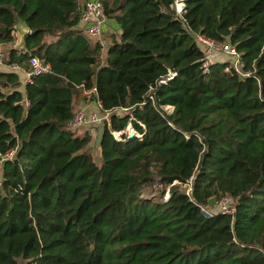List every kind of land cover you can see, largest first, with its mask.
I'll return each mask as SVG.
<instances>
[{
  "label": "trees",
  "instance_id": "trees-1",
  "mask_svg": "<svg viewBox=\"0 0 264 264\" xmlns=\"http://www.w3.org/2000/svg\"><path fill=\"white\" fill-rule=\"evenodd\" d=\"M100 1L117 32L104 47L79 26L80 0H0L2 63L49 65L23 85L0 71V156L15 150L0 264H264V0H182L180 14L175 0ZM18 23L25 53L10 46ZM196 35L233 46L239 72H205ZM81 86L111 111L99 164L68 127ZM189 180V194L172 184ZM155 183L166 201L142 196ZM223 197L233 215L202 213Z\"/></svg>",
  "mask_w": 264,
  "mask_h": 264
},
{
  "label": "built area",
  "instance_id": "built-area-1",
  "mask_svg": "<svg viewBox=\"0 0 264 264\" xmlns=\"http://www.w3.org/2000/svg\"><path fill=\"white\" fill-rule=\"evenodd\" d=\"M184 6V5H183ZM183 9V8H182ZM107 22V16L104 11L103 4L100 0H86L83 4L82 12L80 14L79 18V26L83 29V31L89 35L98 37L97 40L99 41L100 45L104 47L107 42L100 38L101 33L103 32V26ZM18 24H16L12 31V41L10 43V46L14 49H17L18 53H25L26 50L22 47V40L26 33L29 32V30L26 28L25 32L22 33V30L17 27ZM197 43H204L205 50L203 52V69L205 72L208 71V67L210 64H212L214 61H210L209 55L212 51H221L225 54L229 55L232 59V63H230L235 71L239 72L242 62L240 61V54L235 50V48L228 43H220L215 42L209 38H206L201 35H196L195 37ZM207 47H209V50H207ZM2 53L0 52V64L2 63ZM27 68H23L18 64H11L9 65V68L15 71H20L25 74V79L23 81V84L30 81V79L33 76L40 75L43 73H47L49 71V65L45 64L39 57L37 56H30L27 61ZM229 67H225V71H228ZM173 75H175L174 72H170L169 76L167 78H164L160 80L159 82H165L166 79L171 78ZM82 91L87 93L89 98L91 97V101L94 102L98 112L95 111H89V112H82L80 110L75 111L71 117V119L68 121V127L70 129L76 130L81 127L87 126L90 123H97L101 122L103 120L108 121L109 115L111 111L104 110L102 107L101 102L97 99L95 88H91L89 90H86L83 86L80 87ZM153 90L152 87L149 88L148 92V98L150 100L153 99L152 93H150ZM167 107H169L167 109ZM164 110L167 112L172 109L171 106H162ZM120 110H126V108H118L115 110L117 114H119ZM113 136L116 139H121L122 132H112ZM15 150L12 149L5 154L0 156V168L2 167L3 161L7 159H11L14 155ZM177 181H174L172 184H174ZM191 184V180L188 181ZM1 183V179H0ZM179 183V182H178ZM191 190V188H190ZM191 191H187L186 194H189ZM169 197V191L165 195L163 201H166ZM218 207L216 211L222 212L224 214L233 215L234 208L233 205L228 197H223L218 201ZM202 213L205 216H210L215 212L213 209H208L205 207L201 208Z\"/></svg>",
  "mask_w": 264,
  "mask_h": 264
},
{
  "label": "rangeland",
  "instance_id": "rangeland-1",
  "mask_svg": "<svg viewBox=\"0 0 264 264\" xmlns=\"http://www.w3.org/2000/svg\"><path fill=\"white\" fill-rule=\"evenodd\" d=\"M85 1L86 0L83 1V4H84ZM183 5H184V3L182 2V0H175V2L173 4V9L175 8V12L177 14H180L182 12V8L184 7ZM90 37L92 39H97L98 38V37H94V36H90ZM100 38L105 40V41H107L108 40V33H104L103 34V32H102L101 35H100ZM203 44L202 43H197V45L199 46L201 51L205 50V47H204ZM207 50H209V47H207ZM103 52H102V54H103ZM209 59H210V61H214V62H216V61H221V62L229 61L230 63L233 62L229 55H227V54H225L224 52H221V51H212L211 54L209 55ZM82 93H83V95L86 96V98H84L82 96V101L77 102L74 105V112L78 111V110H80L82 112H89V111H87L86 106H87V104L91 103L90 98L87 95V93H85V91L82 92ZM168 108L169 107H167V109ZM97 112H98V110H97ZM119 112H120L119 114H121V115L124 113L123 110H120ZM103 121H106V120H103ZM103 121L97 122V123H90L87 126H84V127L79 128V129H76V133L80 134V135H81V133L83 134V132L84 133H89V130H85L84 131L83 129H91V128L95 129V131L91 130L92 132H94L92 135L89 134L90 135V142L88 143V145L85 148V150L88 151L91 154V156H92L93 160L96 162V164L101 163V158H100V154H99V149H100L99 141H100V136H101V132H102ZM125 132H126V134L127 133H134V130L132 129L131 126L128 125L126 127V129H125ZM0 179H1V170H0ZM175 183L180 185L181 186L180 188L182 190H184L185 193H187V191H190L191 184L189 182H186V183H183V184L182 183H178V182H175ZM168 189H169V186L165 187V192H164V194H163V196L161 198L160 197L161 185L160 184H156V183L155 184H148L147 186H145L143 188L142 196L145 197V198L156 199V200L157 199L158 200L159 199H164L165 195L168 192ZM217 207H218V204L213 208V210L216 211ZM20 264H25V262L20 260Z\"/></svg>",
  "mask_w": 264,
  "mask_h": 264
},
{
  "label": "crops",
  "instance_id": "crops-1",
  "mask_svg": "<svg viewBox=\"0 0 264 264\" xmlns=\"http://www.w3.org/2000/svg\"><path fill=\"white\" fill-rule=\"evenodd\" d=\"M83 1L84 0H80V2H81V4H83ZM17 27H19V29L20 30H22V33L23 32H25V30H26V27L23 25V24H21V23H18V25H17ZM114 28H115V24H114V22L112 21V20H107V22H106V24L103 26V34L104 33H108V35L109 34H112V33H117L115 30H114ZM2 51V46L0 45V52ZM0 71H10V68L6 65V64H4V63H1L0 64ZM18 74H19V77H20V81H21V83L24 81V79H25V74L23 73V72H18ZM22 85H23V83H22ZM23 88V87H22ZM83 91H82V89H78V91L76 92V94H75V96H74V105L77 103V102H80V101H82V96L84 97V98H86V96L85 95H83V93H82ZM90 101H91V99H90ZM88 102V101H87ZM80 107V106H79ZM86 109H87V111H95V112H97V108H96V106H95V104H94V102L93 101H91V103H89V104H87V106H86ZM84 131L85 130H89V133L88 134H90V135H92L94 132H92L93 130L95 131V129L94 128H91V129H83ZM92 130V131H91ZM80 132V131H79ZM84 133V132H83ZM81 135H82V133H81ZM99 154H100V149H99Z\"/></svg>",
  "mask_w": 264,
  "mask_h": 264
},
{
  "label": "water",
  "instance_id": "water-1",
  "mask_svg": "<svg viewBox=\"0 0 264 264\" xmlns=\"http://www.w3.org/2000/svg\"><path fill=\"white\" fill-rule=\"evenodd\" d=\"M134 136H135V135H134L133 133H130V134H129V138H133ZM212 201H213V199H210L209 203L211 204Z\"/></svg>",
  "mask_w": 264,
  "mask_h": 264
}]
</instances>
